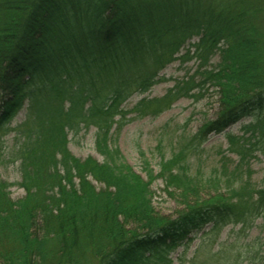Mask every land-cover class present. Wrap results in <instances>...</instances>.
<instances>
[{
    "label": "trees",
    "instance_id": "trees-1",
    "mask_svg": "<svg viewBox=\"0 0 264 264\" xmlns=\"http://www.w3.org/2000/svg\"><path fill=\"white\" fill-rule=\"evenodd\" d=\"M186 44L193 53L177 57ZM177 58L194 59L195 76L138 105L156 116L180 93L218 88L217 116L192 141L263 110L264 0H0V137L24 108L14 152L26 192L13 201L0 181V264H165L208 224L239 226L237 234L264 215V187L238 173L254 152L264 160L255 123L241 127L248 137H228L239 156L230 177L239 181L227 179L222 191L219 179L208 180L206 198L182 150L157 174L143 163L144 180L109 148L119 106ZM91 126L102 162L66 147L68 133ZM157 179L183 206L174 217L154 211ZM221 254L208 249L202 264Z\"/></svg>",
    "mask_w": 264,
    "mask_h": 264
},
{
    "label": "rangeland",
    "instance_id": "rangeland-1",
    "mask_svg": "<svg viewBox=\"0 0 264 264\" xmlns=\"http://www.w3.org/2000/svg\"><path fill=\"white\" fill-rule=\"evenodd\" d=\"M195 41L196 39H193L190 42ZM187 49L193 53V48L186 44L177 57L183 55ZM217 61L218 57L215 56L210 63L214 65ZM196 66L194 59L177 58L159 72L158 78L161 80L147 92L142 95L134 94L123 102L119 106L121 113L113 118L108 146L117 150L124 164L144 180L145 163H148V169L157 174L162 159L168 160L182 150L188 156L190 174L197 176L203 183L201 196L206 198L207 194L212 193L211 185L206 184L208 180L219 179V188L222 191L225 190L227 179L235 183L236 180L239 181V176L230 177V173L238 166L239 156L228 152L229 136L243 135L246 138L250 133H243L241 127L255 123V136L258 137L255 139L256 147L264 146V109L257 110L252 117L238 121L221 133H209L205 140L192 141L202 124L214 120L217 116L220 105L218 88L206 85L194 98L180 93L176 98H171L169 106L156 116L147 113L151 108L141 109L144 105H138L142 98L146 101L160 99L177 81L194 77ZM192 93L198 92L192 89L189 94ZM24 118L25 109L22 108L9 123L6 134L0 137V181L10 184L6 192L13 201L26 195L24 189L18 186L21 183V174L14 152L18 147L15 132ZM94 133L95 128L92 126L77 134L68 133V152L80 160L92 158L102 162L103 158L95 150ZM239 172L243 177L249 176L251 184L255 187H264V160L259 152L249 156L239 167ZM92 185L97 190L103 188L102 184L95 181H92ZM150 191L154 211L161 216L174 217L182 209L183 206L176 198L164 189L161 180L152 182ZM238 228L239 226L214 227L208 224L195 235L186 249L178 247L168 254L165 264H191L193 261L202 264L208 258V249L216 251L218 248L222 249V254L218 257L220 261H217V264H264V215L256 219L250 229L236 234ZM207 264L215 263L209 261Z\"/></svg>",
    "mask_w": 264,
    "mask_h": 264
}]
</instances>
